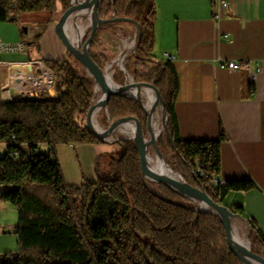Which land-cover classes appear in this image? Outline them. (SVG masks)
Segmentation results:
<instances>
[{"label":"trees","instance_id":"trees-1","mask_svg":"<svg viewBox=\"0 0 264 264\" xmlns=\"http://www.w3.org/2000/svg\"><path fill=\"white\" fill-rule=\"evenodd\" d=\"M69 7V0H18L15 7L10 0H0V22L19 21L28 13L62 15ZM99 16L130 18L141 26V42L127 55L125 69L136 82L154 84L165 100L170 135L162 133L158 144L163 154L172 153L171 168L216 203L244 217L242 207L226 202L230 194L248 192L255 184L250 180L215 184L222 170L221 141L180 140L175 113L180 82L173 63L155 59L154 0H102ZM126 24L130 23L99 27L89 52L102 69L110 62L102 50V35L116 33ZM42 62L62 80L54 97L45 93L2 102L0 76V144L8 154L26 144L34 149L30 157L0 158L1 199L18 209L15 233L20 246L17 254L0 255V264H242L228 247L219 216L195 211L190 208L193 201L166 186L152 184L151 190L145 184L140 153L132 140L118 142L120 151L111 157L106 176L98 162L95 182L68 184L56 146L104 143L81 123L91 108L95 82L69 53L64 60ZM124 79V72L115 68L114 81ZM129 116L141 121L146 135L148 117L140 102L112 97L105 118L112 123ZM247 229L252 251L264 257V234L252 220Z\"/></svg>","mask_w":264,"mask_h":264},{"label":"crops","instance_id":"crops-1","mask_svg":"<svg viewBox=\"0 0 264 264\" xmlns=\"http://www.w3.org/2000/svg\"><path fill=\"white\" fill-rule=\"evenodd\" d=\"M154 2L158 8L155 59L165 62L166 52L176 58L173 65L180 89L175 113L180 140L221 141L222 170L216 181L254 182L255 188L230 194L228 202L242 207L246 224L252 220L264 234V0H229L220 19L214 0ZM44 14L48 12L39 13L43 27L24 31L19 25L0 22L2 43L25 46L22 52L0 54L3 101H12L21 91L22 85L13 87V78L23 75L19 69L11 75L6 65L68 57L55 32L59 11L45 20ZM230 61L238 62L240 69L222 67ZM260 66L262 73L252 81V73ZM119 151L112 139L94 145L56 146L70 185L95 182L98 162Z\"/></svg>","mask_w":264,"mask_h":264},{"label":"water","instance_id":"water-1","mask_svg":"<svg viewBox=\"0 0 264 264\" xmlns=\"http://www.w3.org/2000/svg\"><path fill=\"white\" fill-rule=\"evenodd\" d=\"M101 2L102 0H83L82 2L77 0L74 3L73 0H70V7L61 15L58 22L55 24V32L58 38L60 39V41L62 42V44L64 45L66 49V54L68 53L71 54L73 58L83 66V68L87 71L88 75L91 78H93L95 82V96H94L91 108L86 117L87 127L89 131L101 141L107 142L109 141V139H111L113 134H115L118 130H120L123 124L127 122H133L135 124L136 134H135V137L129 138V139L135 142L138 148V151L140 153L141 167H142L143 178H144L145 184L151 190H152L151 184H158V185L166 186L167 188L173 190L174 192L193 201L195 206L190 207V208L194 209L195 211L208 212V213H212V214L219 216L225 228V239L228 244V247L231 250V252L236 257L239 258L241 263L242 264H264V257L252 251L251 236L249 233H247L248 246L238 244L233 239L232 220L235 218L245 220L244 217L233 213L232 211H230V209L227 206H222L216 203L213 199H211L208 196V194L205 191L197 187H194L188 182H186L182 175H181L182 180L178 178L164 177L152 171L148 167L147 165L148 148H152L158 157L165 159L159 147L158 138L163 132H165L167 135H170V132L168 129V114L166 111V103H165V100L160 90L154 84L138 83V82H135L133 78H131L132 80L129 83H125L124 85H119L115 83L113 78H111V81H108V68L110 64L105 69H102L100 66H98V64L91 57L89 49L96 36V33L99 27L102 24L115 23V22H126V23H130L134 25L137 28V44H136L134 51L137 49L142 39L141 26L139 25L137 21L133 19L115 17L109 20H102L99 16V7H100ZM90 9L92 10V13H93L92 24L89 27V30H91V33L85 42L83 40L80 43H76L68 35L69 23L72 18L74 17L76 18V15L79 12H82L84 10H90ZM122 70L125 71V68L123 67ZM134 88H148V89H152L155 91L156 103L151 108L150 111L146 109V106L144 105L140 96L135 97L130 94V91ZM98 90L101 92V95L103 96V98L100 99L98 102H95L97 99ZM114 96H129L140 102L142 109L145 111V113L148 116V123H147L148 136H149L148 141H146L147 137L145 135L144 128H143L141 121L135 116L120 118L112 122L109 125V127L105 130L101 129V131H98L95 128V125H94L95 113H97L100 109H105L107 111L109 102ZM4 102H8V101H4ZM158 105H160L162 109V129H161V134L159 136H156L152 132V117ZM156 194L160 196L158 193ZM161 198L163 197L161 196ZM167 201H170V200H167ZM196 204H200V206L205 205L209 209L205 210V209H202V207L198 208L196 207Z\"/></svg>","mask_w":264,"mask_h":264},{"label":"rangeland","instance_id":"rangeland-1","mask_svg":"<svg viewBox=\"0 0 264 264\" xmlns=\"http://www.w3.org/2000/svg\"><path fill=\"white\" fill-rule=\"evenodd\" d=\"M69 2H70V0H69ZM48 14H44V17H43L44 20L49 18L50 15H48ZM39 17H40L39 13H28V14L23 15L19 21H15V22L8 21V22H1V23L2 24H10V25H13V24L19 25L22 28V30L24 31V29L28 28V27H43L44 23L41 19H39ZM60 17H61V13L58 14V18H60ZM85 20H83L84 25L88 24V19H85ZM74 21H75V17L71 19V21L69 23V27L71 25H73ZM88 30L86 32L85 37L87 36L88 32L91 31V30H89V31ZM85 37L83 40H85ZM0 38H1V34H0ZM102 43H103V49L102 50L105 52V54L110 59V62L108 63V65L111 63L110 64L111 68L109 69V72H111V73L113 72V74H115L114 73L115 68H119L121 71H123L122 68L123 67L125 68V65L127 64V61H126L127 55L131 52L136 51V50L134 51V49H135L136 44H137V28L134 25L126 24V25L118 28V31L116 33H112V32L111 33H104L102 35ZM126 44H129V46H127ZM124 56H125V58H124L125 61H123ZM41 59H43V58H41ZM43 65H44V67H46L44 63H43ZM41 68L43 70V67L38 66V65L35 66V70H36L37 74L41 73ZM82 70L86 75H88L87 71L83 67H82ZM123 72L125 74L124 83H117L114 81L115 83H117L119 85H124L125 83H129L132 80L131 78H133V77H131L127 73L126 69ZM57 77L60 80L59 76H57ZM113 80H114V75H113ZM17 83L19 84L20 82L18 81ZM59 85H60L59 83L52 85V87L49 90H47L46 92H44L43 94L48 93L52 97L56 96V94H57L56 90L58 89ZM25 88H26V86H25ZM23 90L24 89H22V91L20 93H16L15 95H13V97L11 98L12 101H15L18 99H30V98H32V97L26 98L22 94ZM100 94H101V92H100ZM38 95L34 94L33 97L38 96ZM28 96H32V95L28 94ZM97 96H99V93ZM141 99H142L144 105H146V103L148 102L147 96H143V98H141ZM2 102H4V101L2 100ZM8 102H10V101H8ZM146 109L148 110L147 107H146ZM104 110L105 109H100L97 112V117H95L98 126L103 130L107 129L109 127V125L111 124V122H109V120L107 118H105L107 111L105 110V112H104ZM155 116H156L155 118L159 124V127L162 129V109H161L160 105H158L156 108ZM81 123L84 125H87L86 119L85 120L82 119ZM146 137L149 139L148 133L146 134ZM129 138H130L129 136L122 134L119 130L115 134H113L111 137V139L116 144H118V142L120 140L129 139ZM116 140H118V141H116ZM129 140H131V139H129ZM2 152H6V147H5V145L0 144V153H2ZM151 152H152V155L155 156V152L153 151L152 148H151ZM163 155L165 157V160H166L168 166L171 168V166L169 165L168 162L172 163V161H173L172 153L167 151ZM111 157L112 156L107 155V156H104L103 159L99 161L100 172L102 175L106 176L108 174V172L110 171L108 166H109ZM171 170L175 173L182 175L180 172L174 171L172 168H171ZM214 182H215V180H214ZM151 186H152V184H151ZM3 191H4V188L0 187V255L17 254L19 252V249H20L19 236L15 233L14 228H16L18 223H19V212H18V209L15 205H13L12 203H7L1 199V193ZM226 203H227V205H229V202H226ZM196 207L199 208L200 204H196ZM232 223L236 224L239 227V230H240V233H241L243 239L247 240L246 235H247L248 231H247V224H246L245 220L235 218L232 220Z\"/></svg>","mask_w":264,"mask_h":264},{"label":"built area","instance_id":"built-area-1","mask_svg":"<svg viewBox=\"0 0 264 264\" xmlns=\"http://www.w3.org/2000/svg\"><path fill=\"white\" fill-rule=\"evenodd\" d=\"M12 5L15 7L18 4V0H10ZM229 6V0H214V7L216 12V18L220 19L222 17V12L224 9H226ZM2 16V10L0 9V17ZM25 46L23 44H6L2 43L0 41V54L7 53V52H22L24 51ZM165 62L173 63L175 61V56L170 54L169 52H166L164 54ZM41 66L43 67V70L41 68V73L37 74L35 70V66ZM223 68H227L232 71H237L240 69V64L238 62L230 61L222 64ZM6 68H8V71H11V75H13L12 72L20 71L23 73V75H18L16 78H13V87H17V82L19 81V85L23 86V95L26 98L33 97L34 94H43L47 90H49L52 85H55L56 83L60 84L62 83V80L58 79V77L50 71L48 68L44 67L42 62H30V63H22V64H8L6 65ZM19 69V70H17ZM17 70V71H16ZM47 72L48 76H46ZM262 73V67L260 66L256 72L252 73L251 78L252 81H255L257 78V75ZM25 77L24 80L23 77ZM12 77V76H11ZM26 86V88H25ZM21 92V91H20ZM19 92V93H20ZM7 93V92H6ZM28 94H31L32 96H28ZM15 95V94H14ZM49 149V147H47ZM34 154V149L31 145H23L19 150H14L10 154L3 153L0 155V158H4L5 156H12V157H30ZM199 176H204V173L198 169ZM215 183L217 185H224L220 183L219 181H216ZM14 231H16V228H14Z\"/></svg>","mask_w":264,"mask_h":264},{"label":"bare ground","instance_id":"bare-ground-1","mask_svg":"<svg viewBox=\"0 0 264 264\" xmlns=\"http://www.w3.org/2000/svg\"><path fill=\"white\" fill-rule=\"evenodd\" d=\"M76 1L77 0H73L74 3ZM78 1L82 2L83 0H78ZM85 19H88V24H86L87 26L84 25V22H83V20H85ZM92 20H93V13H92L91 9L79 12L76 15V18H75L73 25H71L68 29V35L70 36V38L76 43L82 42L85 35H86L87 30L89 29V27L92 24ZM126 45L129 46V44H126ZM125 56L123 57V61H125L124 60ZM110 68H111V65H109V68H108V81H111V78H113V75H114L113 72L112 73L109 72ZM45 73H46V76H48L46 71H45ZM25 80H27V79H25ZM22 89H23V86H21V91H22ZM98 93H99V96H97V99L95 102H98L100 99L103 98V96L100 94L99 90H98ZM130 94L132 96H135V97L140 96V98H143V96H147L148 102L146 103L145 106L148 108V111H150L151 108L156 103V93L152 89L134 88L130 91ZM95 117H97V113H95V115H94V125L98 131H101V128L98 126ZM155 117L156 116L154 113L153 117H152V132L156 136H159L161 134V128L159 127V124H158ZM119 131L122 134H125L126 136L133 138V137H135V134H136L135 124L133 122H127V123L122 125V127L120 128ZM146 141H148V138H146ZM147 165L152 171L156 172L157 174H159L161 176L170 177V178H178V179L182 180V176L180 174L173 172L171 170V168L168 166V164L164 158H160L156 154H155V156L152 155L151 148H148V150H147ZM200 207H202V209H205V210L209 209L205 205H201ZM232 236H233L234 241L237 242L238 244L248 246V240L243 239V237L240 233L239 227L236 224L232 225Z\"/></svg>","mask_w":264,"mask_h":264}]
</instances>
